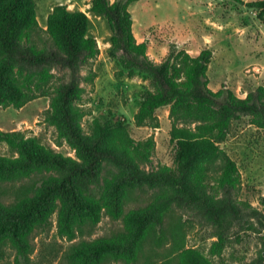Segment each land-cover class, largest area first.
Here are the masks:
<instances>
[{
  "label": "trees",
  "instance_id": "16d2710c",
  "mask_svg": "<svg viewBox=\"0 0 264 264\" xmlns=\"http://www.w3.org/2000/svg\"><path fill=\"white\" fill-rule=\"evenodd\" d=\"M135 1L92 0L91 11L109 24L111 53L128 70L119 75L133 77L139 70L154 83L155 89L143 95L136 124L156 126L157 110L170 106L171 138L177 147L175 168L143 169L141 163L152 161L156 140H136L124 122L98 124L93 135L84 133L82 119L88 114L83 102L85 84L95 82L98 74L93 62L100 55L98 40L89 33L86 12L56 6L48 16L44 38L36 0H0V106L20 109L38 97L50 96L49 118L59 137L77 151V158L65 156L47 148L37 136L0 129V141L18 153L11 158L0 156V186L49 173L30 194L16 195L12 203L3 200L0 189V246L10 242L20 263L31 259L36 231L50 226L56 214L59 234L71 242L64 254L68 264H137L150 239L157 245L166 239L162 226L173 201L195 204L209 215L218 227L211 247L214 255L224 251L234 223L246 221L229 196L242 183L241 171L221 144L232 122L244 115L264 129V86L245 98L230 89H211L210 49L197 56L174 49L160 63L151 60L147 43L138 42L133 30L130 5ZM235 1L257 10L264 21V0ZM56 70H65L68 77L53 85ZM105 164L116 171L100 184ZM146 185L163 192L148 205L127 209L130 193ZM207 187L221 189L228 196L214 201L206 194ZM251 209L264 223L260 210ZM106 215L121 220L122 228L94 239L80 237L84 225L95 227ZM173 239L177 243L172 254L145 264H215L198 249L182 244L180 233ZM249 264H264V246Z\"/></svg>",
  "mask_w": 264,
  "mask_h": 264
},
{
  "label": "rangeland",
  "instance_id": "374dc122",
  "mask_svg": "<svg viewBox=\"0 0 264 264\" xmlns=\"http://www.w3.org/2000/svg\"><path fill=\"white\" fill-rule=\"evenodd\" d=\"M245 2L255 0H244ZM38 18L43 29L40 35L47 37L45 28L49 14L58 5L71 10H81L90 18L89 33L97 38L100 55L93 62L98 76L93 84H85L87 92L84 107L88 114L82 119L83 131L93 135L98 124L120 121L127 125L133 138L144 140L154 137L156 150L151 163H141L147 171L158 170L167 165L175 168L176 143L171 138L172 120L170 106L157 110V125L138 126L135 122L143 95L154 90V83L145 73L136 70L133 77L119 75L124 69L111 53V29L105 17L91 11L92 0H36ZM133 30L138 42H146L151 60L160 63L171 50H185L197 56L202 50L210 49L213 57L209 65V87L214 91L230 89L245 98L249 93L264 86V21L258 12L245 3L235 0H138L130 5ZM53 85L66 80L67 72L56 70ZM51 97L41 96L18 109L0 106V129L24 131L28 136H37L50 149L65 156L77 158V151L58 135V129L49 118ZM238 164L242 183L229 196L240 208L245 223L235 222L227 246L220 255L211 253L217 240L218 227L209 215L195 204H180L173 201L167 211L162 229L167 237L161 245L150 239L137 264L148 260L160 261L172 254L173 236L180 233L182 244L198 249L215 264H249L256 260L264 246V223L250 210L253 208L264 215V129L251 123L244 115L234 120L226 141L221 144ZM18 153L7 143L0 141V156L15 157ZM116 169L105 164L100 184L110 180ZM49 173H36L30 177L1 184L3 200L12 203L16 197L30 194L29 191L41 184ZM94 188V184H90ZM206 194L214 201L228 194L207 187ZM159 188L146 185L136 188L129 195L127 209L153 202L161 194ZM172 193L170 190L168 194ZM17 195V196H16ZM240 224L243 227H240ZM123 226L121 220L104 216L95 227L84 225L80 237L94 239L111 235ZM155 234V233H154ZM67 238L59 234L57 214L52 224L39 228L35 233V250L28 261L17 259L15 248L10 242L0 246V264H68L64 258L70 245ZM105 264H127L124 261H108Z\"/></svg>",
  "mask_w": 264,
  "mask_h": 264
}]
</instances>
